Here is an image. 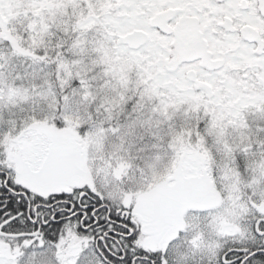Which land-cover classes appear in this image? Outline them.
<instances>
[{
  "label": "snow or ice",
  "instance_id": "obj_1",
  "mask_svg": "<svg viewBox=\"0 0 264 264\" xmlns=\"http://www.w3.org/2000/svg\"><path fill=\"white\" fill-rule=\"evenodd\" d=\"M0 264H264V0H0Z\"/></svg>",
  "mask_w": 264,
  "mask_h": 264
}]
</instances>
